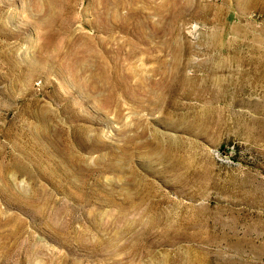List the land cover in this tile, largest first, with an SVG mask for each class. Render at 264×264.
I'll list each match as a JSON object with an SVG mask.
<instances>
[{
  "label": "rangeland",
  "instance_id": "1",
  "mask_svg": "<svg viewBox=\"0 0 264 264\" xmlns=\"http://www.w3.org/2000/svg\"><path fill=\"white\" fill-rule=\"evenodd\" d=\"M0 264H264V0H0Z\"/></svg>",
  "mask_w": 264,
  "mask_h": 264
},
{
  "label": "bare ground",
  "instance_id": "2",
  "mask_svg": "<svg viewBox=\"0 0 264 264\" xmlns=\"http://www.w3.org/2000/svg\"><path fill=\"white\" fill-rule=\"evenodd\" d=\"M37 33V32H36ZM48 51V50H47ZM45 54V53H44ZM58 55V54H57ZM58 58V57H57ZM64 68V67H63Z\"/></svg>",
  "mask_w": 264,
  "mask_h": 264
}]
</instances>
